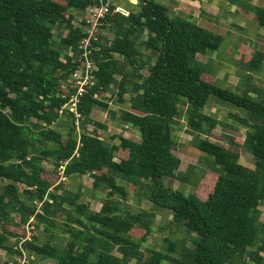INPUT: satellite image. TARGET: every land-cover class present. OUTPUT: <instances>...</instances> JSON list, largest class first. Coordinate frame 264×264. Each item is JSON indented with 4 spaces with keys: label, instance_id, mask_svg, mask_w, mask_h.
Returning <instances> with one entry per match:
<instances>
[{
    "label": "trees",
    "instance_id": "trees-1",
    "mask_svg": "<svg viewBox=\"0 0 264 264\" xmlns=\"http://www.w3.org/2000/svg\"><path fill=\"white\" fill-rule=\"evenodd\" d=\"M132 4H111L102 19L91 53L97 68L79 95L78 117L64 108L78 92L72 77L83 61L86 20L75 24V18L100 0H0V184L6 182L0 187V249L11 259L21 254L12 239L26 237L35 216L52 234L24 246L57 264H264V98L206 78L197 54L217 49L219 34L154 0ZM251 8L264 26V7ZM63 27L67 34L57 39L55 30ZM113 86L122 104L129 96L120 117L139 128L141 142L118 135L113 144L88 130L100 125L91 114L108 107L102 98ZM211 96L247 112L232 114L248 128L245 140L210 139L220 124L204 112ZM184 112L192 143L223 171L209 172L191 194L163 184L164 178H189L175 153L174 131ZM241 150L254 155L255 169L241 164ZM62 173L90 175L94 189L107 192L102 208L92 210L80 192L59 193ZM124 183L171 211L177 226L197 233L194 245L166 239L165 250L155 249L149 236L157 215L148 208L133 211ZM47 196L52 201L37 212Z\"/></svg>",
    "mask_w": 264,
    "mask_h": 264
},
{
    "label": "crops",
    "instance_id": "crops-1",
    "mask_svg": "<svg viewBox=\"0 0 264 264\" xmlns=\"http://www.w3.org/2000/svg\"><path fill=\"white\" fill-rule=\"evenodd\" d=\"M156 2L168 6L172 15L183 16L222 37V42L217 49L197 54V60L207 66V72L205 74L207 79L235 92L249 93L255 98H264V26L259 24L256 13L251 8L252 6L264 7V0H158ZM115 4L127 9L134 7L132 0H118ZM125 4L128 6H125ZM259 54L261 57H258ZM254 58H257V63L255 64L253 63ZM126 98L129 99V96L127 95ZM102 99L108 104V107H96L93 109L91 117L100 123V125L89 124V132L102 139H107V141L113 144H117L118 140L112 137L118 135H122L136 142H141L142 136L139 128L127 124L120 117L117 107L110 106V102L105 100L104 97ZM128 99L124 104L118 101L119 107L123 109L129 107L130 102ZM204 112L220 121V124L214 130L210 139L224 141L226 137H234L243 141L247 137L248 128L242 125L235 116L232 117V114L245 117L247 116L246 111L240 110L234 105L220 100L216 96H211L205 106ZM179 121L180 124L174 131L178 148L175 150V153L181 157L182 163L180 171L184 172L185 162L180 153V146L183 143L191 144L193 135L187 130V117L185 112L180 116ZM202 153L204 154L202 156L206 160L212 164L214 163L213 158L204 152ZM240 153L241 164L250 169H255L256 162L254 155L247 150H241ZM120 156L121 153L118 152L116 159L120 160ZM189 161L190 165L194 164L191 160ZM88 176L90 175L64 176L62 179H68L67 190L80 192L83 195L82 191H80L81 184L78 180L80 177L86 178ZM164 179H166L168 187L174 189L180 188L179 184H177L178 179ZM60 183L61 180L57 184ZM124 184L128 186V184ZM133 188V186H128L130 192L131 189L134 190ZM59 193H61V190ZM105 194L107 192L104 190L93 189L89 195V197L93 198H89V200L98 203L97 199H102ZM101 208L97 207L96 211H99ZM260 209L261 222L264 224V202L260 206ZM54 232L59 234V237L61 235L66 238L68 237L67 234L61 233L59 229H54ZM41 239L46 240L45 235H42ZM7 260L10 261L12 259L8 256ZM38 264L57 263L53 259H43L40 257Z\"/></svg>",
    "mask_w": 264,
    "mask_h": 264
},
{
    "label": "rangeland",
    "instance_id": "rangeland-1",
    "mask_svg": "<svg viewBox=\"0 0 264 264\" xmlns=\"http://www.w3.org/2000/svg\"><path fill=\"white\" fill-rule=\"evenodd\" d=\"M109 1L111 4H115L118 0H109ZM156 1H158V0H156ZM132 2L136 3V1H133V0H132ZM125 6H128V5L125 4ZM88 14H89V10H87L83 13H79L75 18V24H79L83 20H86L88 18ZM100 31H101V27L99 29V32ZM102 32L108 34L109 38H113V35L111 33L109 34L108 31L102 30ZM66 34H67V30L64 27L63 28H57L55 30V35H56L57 39H60V37L65 36ZM75 85H76L75 79L73 80V77H72V86H75ZM65 89L68 90L67 86L65 87ZM118 89L119 88L117 86H113L111 91L108 94L104 95L103 97L105 100L110 102V106H112L114 108L117 107V109L119 110V113H120V111L123 108L119 107ZM180 147H181L180 153L182 154V156L184 158V162H185L184 163L185 171L183 173H184V175H186V177H189V178H188V181L186 183H182L179 180L177 182V184H179V187H180L179 189L182 192H184L185 194L194 193L197 189L199 190L200 187L202 188V186L204 185V179L206 180L207 175H209V172L215 173V174L223 172L219 167H216L214 163L212 164L211 162L206 160L204 158V156H202L204 154L199 150V148L197 147L196 144L183 143V144H181ZM189 160H191L194 163L191 167H190V161ZM48 168H50V167H48ZM62 171H64V166L62 168ZM64 176H65L64 173H62L61 193L66 191L68 188L67 187L68 186L67 185L68 179L63 180L62 178ZM78 182L81 184L80 185V188H81L80 191H82V193L84 195L83 200L87 201V202L89 201V203L91 204V209L96 211L97 207H102V202L106 198V194L104 195V197L102 199H99V198L97 199L98 203L96 201L93 202V201L89 200V198H93V197H89V195H90V192H92L94 189L92 187L94 184V179H92L91 176H88L86 178L80 177ZM4 183H5V181H2V183L0 184V187H2L4 185ZM163 184L165 186L168 185L166 179H163ZM57 185H59V184H57ZM51 191H55L54 187L52 188ZM46 200H48L50 202L52 201V199H50L47 196L44 201L37 202V205H38L37 212L43 213V205H44V202ZM127 201H128L127 203L129 205H131L133 211H138V210H141L142 208H148V209H151L152 211H154L156 213L157 216H156L155 232L149 236V243L155 249L165 250L164 247L166 245H168V242H166V239L174 240V241H177V242L182 243V244H187L189 246L194 245L193 240H194V238L198 237V234L195 232L189 233L187 231L186 227H184V226L179 227L175 223H173L171 211H169L166 208L157 206V205L149 202L142 191L139 190V194H138V193L134 192V190L131 189L130 197L128 198ZM63 221H64V219H59L58 225L61 226ZM37 223H38V221L36 220V217L33 216L30 219V221L26 224V226H25V230L27 231L26 237L29 235V232L31 231V239L30 240L28 239L27 241H32L33 237H35V236L45 235V237H48V236L50 237V235L52 234V232H48V231L45 232L43 226L38 227ZM28 226H30V229H28ZM26 237H21L20 240L23 238H26ZM17 240H19L17 237L12 239V242L15 244V246L19 245L20 241H17ZM28 251H29L30 255H32V257H30L31 264H38L40 261V256L32 253L29 249H28ZM17 255H15L13 257L15 260L17 259ZM172 255L174 257H178L175 254H172ZM7 259H8L7 252L0 249V260H1L0 264H5ZM162 264H172V262L165 261Z\"/></svg>",
    "mask_w": 264,
    "mask_h": 264
},
{
    "label": "built area",
    "instance_id": "built-area-1",
    "mask_svg": "<svg viewBox=\"0 0 264 264\" xmlns=\"http://www.w3.org/2000/svg\"><path fill=\"white\" fill-rule=\"evenodd\" d=\"M110 6L111 3L109 0H100V5H94L88 9L89 14L86 19L85 26L86 36L81 43V49H83L81 59L83 61L79 69L73 74V80L75 79V87L78 88V92L76 95L72 96L70 103L64 106V108L69 107L70 110L75 112L78 117L81 116L76 109L79 95L87 89L89 84L93 83L92 73L97 68L91 57L93 41H97L99 39L98 33L102 25V19H104L106 14L109 12ZM28 229H30V226H28ZM28 239H31V231L26 238L20 240L19 245H16L15 249L20 250L21 254L17 255L16 260L14 258L10 260V264H31L30 257H32V255H30L28 249L24 246V243Z\"/></svg>",
    "mask_w": 264,
    "mask_h": 264
},
{
    "label": "water",
    "instance_id": "water-1",
    "mask_svg": "<svg viewBox=\"0 0 264 264\" xmlns=\"http://www.w3.org/2000/svg\"><path fill=\"white\" fill-rule=\"evenodd\" d=\"M136 1V3H137V0H135Z\"/></svg>",
    "mask_w": 264,
    "mask_h": 264
},
{
    "label": "clouds",
    "instance_id": "clouds-1",
    "mask_svg": "<svg viewBox=\"0 0 264 264\" xmlns=\"http://www.w3.org/2000/svg\"><path fill=\"white\" fill-rule=\"evenodd\" d=\"M137 2H138V0H137Z\"/></svg>",
    "mask_w": 264,
    "mask_h": 264
}]
</instances>
